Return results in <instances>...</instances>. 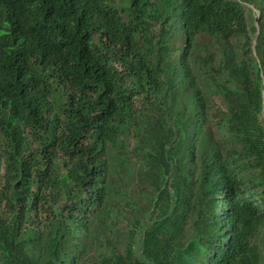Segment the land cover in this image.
<instances>
[{"label": "trees", "instance_id": "trees-1", "mask_svg": "<svg viewBox=\"0 0 264 264\" xmlns=\"http://www.w3.org/2000/svg\"><path fill=\"white\" fill-rule=\"evenodd\" d=\"M249 166L264 0H0V264H264Z\"/></svg>", "mask_w": 264, "mask_h": 264}, {"label": "rangeland", "instance_id": "rangeland-1", "mask_svg": "<svg viewBox=\"0 0 264 264\" xmlns=\"http://www.w3.org/2000/svg\"><path fill=\"white\" fill-rule=\"evenodd\" d=\"M220 101L221 100L218 97V102ZM245 175H246V181L248 182V187H252L255 191H258L259 193L257 192V195H259V198L264 196L263 181L261 179L260 180L257 179V177H259L258 169L249 166L248 170L245 172ZM255 178L256 180H254Z\"/></svg>", "mask_w": 264, "mask_h": 264}]
</instances>
